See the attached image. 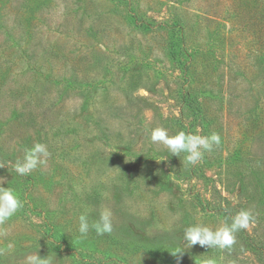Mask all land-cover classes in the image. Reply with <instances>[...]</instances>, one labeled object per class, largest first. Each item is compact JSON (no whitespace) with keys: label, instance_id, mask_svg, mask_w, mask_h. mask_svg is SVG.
Wrapping results in <instances>:
<instances>
[{"label":"rangeland","instance_id":"374dc122","mask_svg":"<svg viewBox=\"0 0 264 264\" xmlns=\"http://www.w3.org/2000/svg\"><path fill=\"white\" fill-rule=\"evenodd\" d=\"M30 1L0 5L14 41L0 27V187L22 202L0 223V255L104 259L79 242V216L93 223L109 211L107 234L144 252L116 249L124 264H159L149 252L169 254L164 264H264V44L231 23L234 0H134L159 23L183 16L192 38L224 11L226 42L194 62L196 73L169 57L168 30L144 35L119 0H52L34 14ZM157 127L218 133L221 143L191 165L151 141ZM36 143L46 163L19 175L17 160ZM242 210L255 220L230 249L184 239L187 227L215 230Z\"/></svg>","mask_w":264,"mask_h":264},{"label":"trees","instance_id":"16d2710c","mask_svg":"<svg viewBox=\"0 0 264 264\" xmlns=\"http://www.w3.org/2000/svg\"><path fill=\"white\" fill-rule=\"evenodd\" d=\"M10 1L11 0H0V5L3 8L8 5ZM51 1L52 0H37L33 5L30 4L29 6H31V9H34V14L36 10H43ZM28 2L32 1L28 0ZM120 4L125 7L128 23L144 35H153L161 30H168L170 32V39L166 44V52L174 62L184 67L185 72L191 69H193L195 73L198 72L194 62H208L207 60L210 58L212 51L215 50L217 46H223L226 42L222 32V29L225 27L224 21H227L226 18H223L224 11H221V22L216 21L213 17V20L209 18V22L212 20L216 25L214 30H208L204 36L199 33L201 35L200 38L197 33L196 36H194L195 38H192L193 30L188 26L183 16L178 13H174V22L172 26H170L168 23H159L154 18L142 13L140 5L134 0H119L118 7H120ZM2 8L0 10H2ZM225 13L232 17V24H239L242 28L250 27L253 30L252 33L257 38L258 44H264V0H234L232 6H228V10ZM27 23L30 24V19L27 20ZM0 27L6 34L7 41L14 44L12 32L8 28L7 18L4 17V15H0ZM5 44H3V47ZM192 44L194 45L192 46ZM1 49L2 46H0V50ZM185 80H187V77ZM184 99L185 101L188 100L187 97H184ZM29 176L30 175L27 177ZM219 210L221 211V208ZM54 233L58 235L55 228ZM78 240L83 245H92L97 251H100L104 259L97 261L94 258L80 255L79 261L76 262V264H106L112 261L122 264L126 263V258L123 257L122 254L115 252L116 249L127 251V253H130L128 255H143L144 253L137 247L131 248L123 242L115 240L107 233L98 235L96 231L91 228L86 236L81 235ZM149 257L158 261L159 264H164L170 260L169 254L164 252H149ZM9 263L10 259L8 254L0 255V264Z\"/></svg>","mask_w":264,"mask_h":264},{"label":"clouds","instance_id":"9594fccd","mask_svg":"<svg viewBox=\"0 0 264 264\" xmlns=\"http://www.w3.org/2000/svg\"><path fill=\"white\" fill-rule=\"evenodd\" d=\"M150 139L154 144L160 143L166 146L172 155L179 156L181 153H185V159L191 165H195L202 159L204 151H211L214 145L221 143V137L218 133L201 136L179 131L170 136L167 129L163 127L153 129ZM49 155L50 153L45 144L36 143L26 150L23 159L17 160L15 171L19 175H27L38 166L45 164V158ZM21 207L22 202L13 189L0 187V223L7 221ZM254 220L251 211L242 210L232 217L230 224H225L215 230L201 224L191 225L184 230V239L191 247L199 244L208 248L230 249L236 241V233L247 229L251 223H254ZM90 228L94 229L98 235L111 233L113 231L111 213L109 211L102 212L99 220L91 224L88 215L81 214L79 216L80 234L86 236ZM172 254L179 257L182 256L183 251L177 250ZM27 260L28 264H53L50 255L46 258L39 255L29 256ZM205 264H217V262L209 259Z\"/></svg>","mask_w":264,"mask_h":264}]
</instances>
